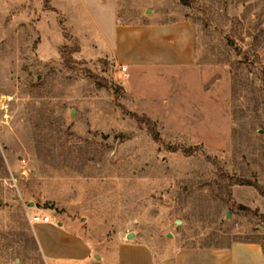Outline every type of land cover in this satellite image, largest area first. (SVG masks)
<instances>
[{"label":"rangeland","instance_id":"1","mask_svg":"<svg viewBox=\"0 0 264 264\" xmlns=\"http://www.w3.org/2000/svg\"><path fill=\"white\" fill-rule=\"evenodd\" d=\"M192 1L120 0L121 22L185 17L197 38L193 66L130 78L85 60L103 34L66 0H0V264H47L35 215L157 258L264 248V0Z\"/></svg>","mask_w":264,"mask_h":264},{"label":"crops","instance_id":"2","mask_svg":"<svg viewBox=\"0 0 264 264\" xmlns=\"http://www.w3.org/2000/svg\"><path fill=\"white\" fill-rule=\"evenodd\" d=\"M59 1L49 0L54 9L66 16ZM66 1L103 34L101 42L92 43V55L86 56L81 48L85 60L109 59L127 67L130 78L139 72L172 71L195 64L196 32L185 17L154 16L139 22H121L120 0ZM55 221L33 225L37 246L47 264H264V248L258 242L238 241L223 248H177L157 258L145 245H104L87 238L74 222Z\"/></svg>","mask_w":264,"mask_h":264},{"label":"trees","instance_id":"3","mask_svg":"<svg viewBox=\"0 0 264 264\" xmlns=\"http://www.w3.org/2000/svg\"><path fill=\"white\" fill-rule=\"evenodd\" d=\"M179 1L181 2L182 5H184V6H188V7L191 6V5L193 4V1H192V0H179ZM46 7H47V9H50V10L56 12L55 9H53L52 7L49 6V3H46ZM234 184H237V185L253 186V187H255V188H257V189H259V190L261 191V189L259 188L258 184H256V183L245 182V181H241V180H240V181H237V182L234 183ZM261 194H262L263 197H264V191H261ZM242 209L245 210V211H249V209L246 208V207H242Z\"/></svg>","mask_w":264,"mask_h":264},{"label":"built area","instance_id":"4","mask_svg":"<svg viewBox=\"0 0 264 264\" xmlns=\"http://www.w3.org/2000/svg\"><path fill=\"white\" fill-rule=\"evenodd\" d=\"M123 72H127V67H122ZM55 218L54 216H39V215H35L30 219V223L32 225L39 223V222H50L51 220L53 221ZM57 222V221H55Z\"/></svg>","mask_w":264,"mask_h":264},{"label":"water","instance_id":"5","mask_svg":"<svg viewBox=\"0 0 264 264\" xmlns=\"http://www.w3.org/2000/svg\"><path fill=\"white\" fill-rule=\"evenodd\" d=\"M130 236H132V235H130Z\"/></svg>","mask_w":264,"mask_h":264}]
</instances>
